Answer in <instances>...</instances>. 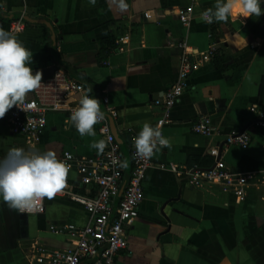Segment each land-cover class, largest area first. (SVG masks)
I'll list each match as a JSON object with an SVG mask.
<instances>
[{"label":"crops","instance_id":"obj_1","mask_svg":"<svg viewBox=\"0 0 264 264\" xmlns=\"http://www.w3.org/2000/svg\"><path fill=\"white\" fill-rule=\"evenodd\" d=\"M215 2L198 0L185 28L176 11L191 6L192 0H123L124 9L120 0H0V28L33 53L28 65L33 75L61 70L97 99L101 109L106 99L107 107L116 111L126 173L131 168L130 136L137 137L145 123L156 129L160 110L152 104L176 80L178 44L186 42L200 54L214 52L213 58H200L188 90L171 112L173 123L160 131L169 147L157 145L153 151L139 216L126 229L128 247L115 264H264V183H249L239 201L218 186L193 188L183 177L156 167L208 162L202 169L209 168L213 159L208 150L231 130L246 129L250 146L225 147L220 158L232 173L264 170V132L251 127L248 111L252 106L264 111V14L207 24L202 13ZM21 16L25 28L12 34L11 23ZM116 33L128 35L125 50L99 55L101 41ZM32 98L29 92L24 99ZM202 115L220 136L206 139L192 133V123ZM68 117L66 110L50 113L44 135L30 150L11 134L3 116L0 159L12 148L41 154L52 150L57 159L65 151L95 155L90 145L101 140L98 127L93 126L95 135L82 137ZM67 179L74 183L76 174L68 173ZM44 205L41 215H23L0 201V264H28L34 245L67 250L71 245L66 237L53 235L49 228L88 223L83 209L67 201L45 198Z\"/></svg>","mask_w":264,"mask_h":264},{"label":"built area","instance_id":"obj_2","mask_svg":"<svg viewBox=\"0 0 264 264\" xmlns=\"http://www.w3.org/2000/svg\"><path fill=\"white\" fill-rule=\"evenodd\" d=\"M197 2L198 0H192L191 6L176 11L183 27H189ZM24 28L25 21L21 16L11 23L10 31L12 34H18L23 32ZM128 40L127 34L119 37L115 42V51L123 52ZM178 48L181 50V58L176 80L152 104L160 110V117L156 120L158 131L173 123L171 112L180 97L188 90L189 77L200 66V58L207 60L214 55L213 51L200 54L186 42L179 43ZM41 84L39 89L31 92L32 99H24L4 115L11 134L21 138L30 150L38 145L44 135L47 116L50 113L68 111L67 122L74 127L70 115L81 106L80 101L85 95L93 97L81 84L61 70H55L51 77L41 80ZM74 96H79L78 101L69 105L68 100ZM102 102L104 109L100 108V111L104 119L95 125L98 127L101 140L106 144L103 152L96 151L93 156L83 157L65 151L58 159L69 166L68 173L76 174V181L72 183L67 179L66 187L54 198L83 209L87 214L88 223L82 227L71 224L50 227L53 235L66 237L70 248L47 251L34 245L28 256V264H115L116 258L128 247L126 229L139 216V207L144 199L143 182L153 163L151 157L143 158L136 154V136H130L128 158L131 168L126 173L124 156L111 133L107 119L109 117L113 121L116 120L117 113L107 107L106 99ZM248 111L253 115L251 127L264 132V111L253 106ZM191 131L206 139L221 134L206 115L198 117L192 123ZM250 144L251 136L246 129H234L225 135L221 144L208 150L207 154L213 159V164L209 168L179 167L173 164L156 167L167 170L177 177H183L193 188L218 186L223 192L243 201L245 188L249 183H264V170L247 174L232 173L220 158V153L225 147L237 146L247 149ZM44 202L45 199L35 202L31 209L17 211L23 215H41L45 210Z\"/></svg>","mask_w":264,"mask_h":264},{"label":"clouds","instance_id":"obj_3","mask_svg":"<svg viewBox=\"0 0 264 264\" xmlns=\"http://www.w3.org/2000/svg\"><path fill=\"white\" fill-rule=\"evenodd\" d=\"M261 4L264 0H216L214 6L202 15L207 23L223 22L230 17H259L264 14ZM119 7L126 8L123 0H120ZM32 55L15 37L0 28V118L17 103L23 102L27 93L42 86L41 72L33 75L28 66L32 63ZM80 105L72 112L70 120L80 136H93V126L104 119L100 102L85 95ZM157 145L169 147V141L160 131L145 123L135 138L136 154L150 158ZM90 147L101 153L106 144L100 140ZM68 172L69 166L58 160L52 150L41 154L12 148L0 159V201L19 211L31 209L35 202L52 199L64 189Z\"/></svg>","mask_w":264,"mask_h":264},{"label":"trees","instance_id":"obj_4","mask_svg":"<svg viewBox=\"0 0 264 264\" xmlns=\"http://www.w3.org/2000/svg\"><path fill=\"white\" fill-rule=\"evenodd\" d=\"M121 35H123V33H116V34H113L106 39H103L101 41L100 50H99L98 54L103 56V55H107L110 52L114 51L116 48L115 42ZM213 57H214V55H213ZM208 164H209L208 162H204V164H200V165L195 164V165H191L189 167L195 166V167L203 168V167H206V165L208 166Z\"/></svg>","mask_w":264,"mask_h":264},{"label":"water","instance_id":"obj_5","mask_svg":"<svg viewBox=\"0 0 264 264\" xmlns=\"http://www.w3.org/2000/svg\"><path fill=\"white\" fill-rule=\"evenodd\" d=\"M25 20H27V19H25ZM36 22H40V21H36ZM42 23L47 25V23L44 22V21ZM54 71H55L54 68H50V69H48L46 71H41V74H42L41 80L46 79L48 77H51L53 75ZM107 119H108V122H109V125H110L111 133L113 134V136L115 137V140L117 142L118 139L116 137V129H115L114 121L111 118H109V117H107Z\"/></svg>","mask_w":264,"mask_h":264},{"label":"rangeland","instance_id":"obj_6","mask_svg":"<svg viewBox=\"0 0 264 264\" xmlns=\"http://www.w3.org/2000/svg\"><path fill=\"white\" fill-rule=\"evenodd\" d=\"M15 138L18 139V140L20 139L19 137H15ZM26 147H27V146H26Z\"/></svg>","mask_w":264,"mask_h":264}]
</instances>
